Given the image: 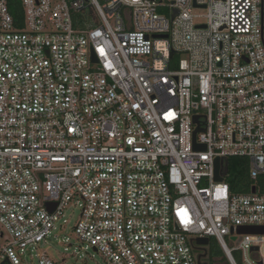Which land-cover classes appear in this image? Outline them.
I'll list each match as a JSON object with an SVG mask.
<instances>
[{
    "label": "built area",
    "instance_id": "2783aa9c",
    "mask_svg": "<svg viewBox=\"0 0 264 264\" xmlns=\"http://www.w3.org/2000/svg\"><path fill=\"white\" fill-rule=\"evenodd\" d=\"M233 157L264 174V0H0V264H56L72 202L100 264H264Z\"/></svg>",
    "mask_w": 264,
    "mask_h": 264
},
{
    "label": "rangeland",
    "instance_id": "374dc122",
    "mask_svg": "<svg viewBox=\"0 0 264 264\" xmlns=\"http://www.w3.org/2000/svg\"><path fill=\"white\" fill-rule=\"evenodd\" d=\"M80 206L72 202L66 211L67 224H60L56 230H53L46 243L38 247L41 254L49 256L56 264H100L102 256L93 249L87 247V243L78 239L74 232V227L80 218ZM1 244H5V238H1ZM209 246L207 247L208 250ZM36 253V252H35ZM235 257L240 264H243V258L240 253ZM209 264H222L225 262V255L222 250L217 248L212 257L204 259ZM27 264H37V258L28 261Z\"/></svg>",
    "mask_w": 264,
    "mask_h": 264
},
{
    "label": "trees",
    "instance_id": "16d2710c",
    "mask_svg": "<svg viewBox=\"0 0 264 264\" xmlns=\"http://www.w3.org/2000/svg\"><path fill=\"white\" fill-rule=\"evenodd\" d=\"M225 166L227 170L226 182L230 185L233 196L248 194L252 192L254 188L257 189L259 193L264 194V174L257 179H252L250 165L247 159L237 157L229 158L225 162ZM1 242L0 233V244ZM218 246V242L212 238L207 250V255L212 257L214 251H217Z\"/></svg>",
    "mask_w": 264,
    "mask_h": 264
},
{
    "label": "water",
    "instance_id": "95a60500",
    "mask_svg": "<svg viewBox=\"0 0 264 264\" xmlns=\"http://www.w3.org/2000/svg\"><path fill=\"white\" fill-rule=\"evenodd\" d=\"M196 135L197 132H195L194 134V141L196 140ZM195 149L199 150V149H206L205 145H199L195 143ZM220 170H221V160L217 159L216 163H215V171H216V180L221 182L223 181V177L220 175ZM253 193L256 192V189L254 188L252 190ZM238 234L240 235H264V227L263 226H244V227H239L237 229ZM197 243L199 245H203V246H209L211 243V239L210 238H199L197 240ZM254 250H258V248H255ZM200 260L202 259V255L199 258ZM1 264H9L8 261H5ZM200 264H202L200 262Z\"/></svg>",
    "mask_w": 264,
    "mask_h": 264
}]
</instances>
